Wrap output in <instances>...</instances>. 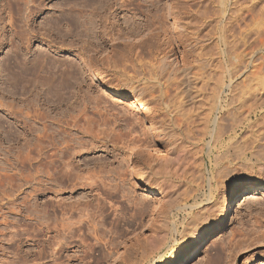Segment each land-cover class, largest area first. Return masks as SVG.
Here are the masks:
<instances>
[{"label":"rangeland","instance_id":"1","mask_svg":"<svg viewBox=\"0 0 264 264\" xmlns=\"http://www.w3.org/2000/svg\"><path fill=\"white\" fill-rule=\"evenodd\" d=\"M79 1L15 0L17 6L10 8L6 1L0 0V163L6 168L0 173L7 170L14 176L19 172L14 160L18 149L21 156L28 154L29 143L33 144L47 131L45 124L51 125V129L57 128L58 118H62V140L49 150V159L55 161L49 185L54 191L60 189L61 171L64 175L66 171L68 180H64L71 185L62 179L66 184L59 194L34 191L28 198L37 209L46 207L47 198L61 199L64 203L92 198L94 202L92 200L86 208L95 213L96 224L104 219L98 223L99 230L102 229L97 234L99 240L93 236L86 239L95 247L91 251L93 256L105 250L99 264H185L192 244L203 237L208 219L215 218L225 198L233 190L242 193L249 182L264 178V148L261 162L255 157L258 145L255 129L258 120L264 126V112L262 117L256 114L254 97L246 91L250 85L241 95L237 84L249 78L251 65L245 73L231 79L222 65L221 38L213 18L208 25L200 27L198 40L194 38V31L178 30L175 16H182V25L187 26L186 2L192 3L194 10L203 11L208 0H132L131 4L127 0L131 6L126 11L128 19H124V12L118 14V19L112 15L109 28L98 44L93 36L79 37L76 18ZM151 1L157 4L152 5ZM134 4L140 5L134 9ZM209 5L207 14L212 15L215 3ZM9 9L15 19L11 24ZM157 9L165 13L161 22L156 21ZM135 26L140 27L141 35H136L138 29H132ZM156 32L160 34L159 39L153 35ZM147 33L150 34L146 36ZM140 40L146 42L141 55L144 61L152 56L148 54L150 48L171 51L173 59L176 55L174 62L179 72L190 73V78L194 74L191 69L202 73L200 78L191 80L203 91L196 92L195 97H185L186 92L196 89H187L182 84L186 92L180 93L182 87L163 86L168 83L166 75L159 81L151 77L148 69L144 71L134 63L127 52ZM260 53L258 51V55ZM108 84L140 88L137 89L142 91L141 98L150 103L152 111L136 110L134 98L113 93L107 88ZM121 110L137 122L135 128L126 125ZM216 122L222 126L221 132ZM260 144L264 146L263 142ZM63 151L70 154L64 155ZM37 152L31 155L42 157V152ZM179 163L184 164L181 175L169 177L159 173L169 174L170 168ZM140 172L147 175L149 181L164 184L166 193L162 198H156L145 189V182L138 179ZM80 180L95 183L91 191L94 197H82V190L77 189ZM72 182L77 184L74 188ZM36 185L42 188V184ZM23 189L17 194V202L23 199V192L30 189V185L25 184ZM196 200L206 207L207 220H191L190 215L196 209L191 210L189 205ZM243 200L240 197L215 241L197 253L190 264H264V192ZM4 210L0 211V237L3 238L0 243L7 248L3 252L0 249V259L11 260L15 256L5 232L19 227L24 230L21 231L23 239L18 242L21 250L29 248L30 253L34 252V258L31 257L34 254H30L34 262L45 260L42 256L35 259L38 252L35 250L41 248L35 239L45 238L39 229L43 226L38 216L41 212H35L34 208V213L27 212L26 217L25 212L21 216L18 212L12 214ZM184 221L190 228L183 232ZM176 226H179L178 231ZM1 228L4 231L1 232ZM38 230L42 233L39 238L35 233ZM25 235H29L27 239ZM74 248L72 250L78 253L79 248Z\"/></svg>","mask_w":264,"mask_h":264},{"label":"bare ground","instance_id":"2","mask_svg":"<svg viewBox=\"0 0 264 264\" xmlns=\"http://www.w3.org/2000/svg\"><path fill=\"white\" fill-rule=\"evenodd\" d=\"M4 1H6V4L9 5L10 8L14 4H16L15 0H4ZM129 1H130L129 3L131 4L132 0H129ZM208 1H209V4L211 3V5L212 4L214 5V3H215V5L213 6L214 10L211 13L212 15L207 14L208 13L207 12L208 7L210 6L208 4V2H207V4L209 6L207 4H205L204 9H206V10L202 11L200 9L194 10L193 4L189 3L187 1L186 4H188V5L185 6V14H187V18H189L188 21L185 20V22H187V23H185V24H187V26L185 28L184 25H182V21L184 19V18H182V16L179 18L175 16L174 19H175V22L177 23L176 26L178 27V30L187 29V30H189V32H190V30L192 32L194 31L193 32V33H195L194 38L196 40H198V38L200 37L199 33H198L200 30V27L202 29L205 25H208L211 22L212 18L214 19V21L216 20L215 23L217 24V26H216L217 31H218V34L220 35V38H221L220 39L221 44L219 45L220 46L219 50L221 53V57L224 58L223 63H222L223 68L225 71L229 72L231 79H233L234 77H236V75L238 73H240V74L245 73L247 71V69L249 68V66L251 65L250 75L248 72L250 79L246 78L248 76L246 74L247 76L246 77L244 76L246 79H243L244 78L243 77V78H241V79H243L242 81H240V82L236 81V82H238L237 84L240 85L239 91H240L241 95H244L246 91L249 92L251 95H253L255 112H257L256 114L258 115V117H262L263 116L262 113L264 112V0H208ZM28 2H29V0H28ZM79 2L80 3L78 6L77 17H76L78 19L77 20V23H78L77 26H78L79 37L81 38L85 35L93 36V37H95V39H97L96 40L97 44L102 39L103 33L107 32V28H109L108 22H110L111 16L113 15V18L116 19L118 17L119 13L124 12V15H123L124 19L127 20L128 18H126V16H127L126 11H129L131 9V8H129L131 6H129V4H127L128 3L127 0H80ZM151 4L156 5L157 2L151 1ZM139 5L140 4H138L137 6H139ZM16 6H17V4H16ZM137 6L134 4L133 8L137 9ZM9 11H10V9H9ZM156 12L158 13V14L155 13L156 21L161 22V17L165 18V13L164 14L160 13L158 11V9L156 10ZM8 13H9L8 22H10V24H11V23L15 22V19L13 18L14 12L10 11ZM155 15H154V17H155ZM13 19H14V21L12 22ZM111 22H112V20H111ZM12 25L14 26V24H12ZM193 26H195L197 29L194 28ZM113 27H116V26H113ZM191 27H193L194 29L192 30ZM121 28H123V27H121ZM132 29H138L136 35L142 34V32H141L142 30L140 29V27L137 28V26H135ZM149 32L151 33L153 31H149ZM150 33H147L145 35L147 36ZM145 35H143V36L145 37ZM153 35L157 39H159V37H160L159 32H156ZM190 35L192 36L193 34L191 33ZM195 35H197V36L195 37ZM144 37H142V38H144ZM166 37H168V36H166ZM123 39H126V38H123ZM137 40H139V39H137ZM170 40H169V43L167 42L168 44L171 43ZM124 43H126V42L124 41ZM127 43H129V42H127ZM145 43L146 42H144L143 40H140V41L134 43L135 47L128 49L127 52H129V54L131 55V58L133 59V61H135L134 63H136V64L138 63V65L140 67H142V69L144 71H145V69H148V71H147L148 74L151 77H154L157 81L161 80L162 79L161 77L166 75V80L168 81V83L166 85L165 84L163 85L165 88L170 86L169 87V89H170L172 86H175V88L179 89L180 87H182L184 85L185 87H187V89H189V87L191 90L196 89V91H191L193 93L192 94L191 92H186L185 88L183 89V87H182L180 90L181 92L180 91L179 92L180 93L186 92L185 97L186 96L189 97L190 95H191L190 97H192V95L195 97L194 94L196 92L200 93L203 91V88L201 86L196 85L197 86L196 87V86H194L195 84H193L194 79L196 80V79L200 78V75L202 73L199 74L197 72V70L195 72L191 69L192 72L191 71L190 72L191 73L194 72V74L190 78L189 77V75L191 76L190 73L186 72L185 74H183L184 72L183 73L179 72L175 66L176 63L174 62L176 55L173 59L172 54L170 53L171 51L170 52L169 51H165V52L163 51L164 52L163 53L162 51L152 50L150 48L149 49L150 51H148V54H151L153 56V58L151 56L152 59L150 58L148 61H144V57H141V55L143 54V49L145 48V46H144ZM97 44L94 43V45H97ZM258 51H261V53L259 55H258ZM154 52L155 53L158 52L156 56H154L155 54L154 55L152 54ZM199 57H201L200 54H199ZM197 60H198V58H197ZM202 65H204V64H202ZM184 77H185V79H184ZM192 78H193V81L191 80ZM248 79H249V81H248ZM231 82L235 83V82H233V80H231ZM117 85L108 84L107 88L110 91H112L113 93L121 94V96L123 98H130V97L134 98V100L132 102H133L134 108L136 110H143V111H149V112L152 111L150 103L147 100H144V98H141L142 91H140L141 92L140 93L138 90L140 88L137 87L138 88L137 89L134 85H133V87L131 85V86H125V88H122V84H121V86H119V85L117 86ZM247 85L248 86L250 85V88L245 91V87ZM230 86H232V85H230ZM198 96H200V95L198 94ZM119 113H118V115H119ZM121 114H122L121 116L126 120V125H130L131 128H135L138 125L137 122H135V120L132 119L131 116H129L125 111L121 110ZM49 116L47 117L48 119H49ZM119 118H121V117H119ZM233 120L235 121V119H233ZM58 123L59 124H57V126H56L58 129L54 128L53 126H52L53 128L51 129L50 124H49L50 126L48 127L47 124L44 123L46 125V126L44 125L45 126L44 130L47 127L48 133H47V131L46 132L44 131L45 132L44 135H42L43 133L41 134L42 138H39L41 135L38 136L37 139H35L36 142H33V144H32V142H30L31 144L28 142L29 146H30V152L28 154L21 156L20 155L21 150L18 149V152L20 154L19 153L15 154L14 160H15L16 167L18 166L20 169L19 172L14 173L13 174L14 176H12V174L9 175L10 173L8 174L7 170H6V172L4 171L3 173H0V193H2V197H0V201H4V202H0V211L1 210L3 211V209H5V210H7V212L12 213V214H17V212H18V214L21 216L25 212L26 217L28 216L29 212L34 213L33 212L34 208H35V210H34L35 212H37V213L41 212V214L38 216L41 219L43 226L40 227L39 229L42 230L41 232L44 233L45 236H43V237H45V238L43 240H40L42 238H39V237L42 235V233L39 232V230L37 232H35V233H37V235L41 234L38 236L39 240L35 239V241H38V243H40V245H38V246H41V248L39 250H35V251H38L36 254L37 257L35 259H37V258L40 259V256H42L41 259L44 257L45 260H43L42 262H38L37 260H35V262H34L33 259H30V254H32V253L34 254V256L31 255V257H33V258L35 257L34 252L30 253L31 251H29V248H27V250H25V249L21 250L22 245H21V243H18V242H21V239H23V238H21V235H22L21 231H24V230L23 229L19 230L20 228L18 227V230L11 231L12 230L11 229V230H9L10 232H5L6 234L8 233L7 235L5 234L7 236L8 241L4 240V241L9 242V246L13 247V249L15 251H13L14 253L11 251V253H13L12 254L13 256L15 254V256L13 258L11 257L12 258L11 260H9L10 258L8 259L7 257L4 258L7 260L0 259V264H72V262L76 261V260H79L81 262H85V264H99L98 262L100 260H102V258L104 256L105 250L103 251V249L101 252H99V254L97 256L96 255L93 256V254H91V251L94 250L95 247L93 248L94 245H90V242L88 243V240L86 239V238L90 239L89 237L93 236L96 240H99V237L97 236V234L102 229L99 230L98 226L101 223L100 221L104 219L103 218L100 221L98 220L100 223L97 221L99 223V224L97 223L98 224L97 225L95 223V218H96L95 213L92 212V210L86 208L88 205H90L94 202V200L92 198L89 200H86L84 202L76 201L73 203H71V202L70 203H64L61 199L56 201L53 198H47L45 201L46 207L43 210L37 209L36 204L28 198L36 190H40V191H42V190L46 191L47 190L48 193L58 192V194H59L60 191H64L63 189L65 187L64 185L66 184L65 182H68V184L71 185V183L69 181H65V180H68L65 177L66 171H65V175L62 174V173H64V171L59 172V173H61V175H60L61 178L63 180L65 179L64 180L65 182H64L61 178H58V179H61V182L59 181V183H61V184H59V186H61L60 189L58 188L59 190L55 189L56 191H54L53 187L51 185H49L50 184L49 181L53 178V177L52 178L50 177L51 174H53V171H51V170L54 169L53 165H55V161H53L54 159L53 160H52V158L49 159V157L51 156V154H50L51 152H49V150L51 147L60 143V140H62V137H63L62 133L64 131L63 130L64 128H62L63 119L58 118ZM75 124H77V121L75 122ZM257 124L258 125L255 129V144L258 143V145L256 144V146H255V149L257 147V149L255 150V157L257 158L258 162H261L262 157H263L264 146L260 147L261 146L260 143L261 142L264 143V129H262L264 126L261 125V121H259V120L257 121ZM216 125H217V130L219 132H221L223 129L221 128L222 126H220V123L216 122ZM42 143H43V145H42ZM37 150L40 151L39 153H41L42 150H44L40 154V155H42V157L39 158L35 155H31L32 154L31 152H35L37 154L38 153ZM62 150H64V149H62ZM65 151H66V148H65ZM63 152H60V154L61 153L63 154ZM60 154H58V155H60ZM67 154H70V153L68 152ZM67 154H65V152H64V155H67ZM62 163L59 161V164H62ZM165 164H168V162H165ZM43 165L48 167V168L46 170H42L41 166H43ZM182 165H184V164H182ZM182 165L179 163L176 166L174 165V167L172 166L168 172L169 174L162 173V172H159V173L163 174V176L165 175V176H169V177L174 176V175H176V176L181 175L180 170H181ZM168 166L169 165H166L165 167H168ZM27 167H28V170L25 171L24 169ZM52 167H53V169H51ZM5 169L6 168L4 166H2V164L0 163V170H5ZM68 175L71 176L70 173ZM182 175H184V172ZM54 179H55V177H54ZM138 179L143 180L145 182V185H146L145 189L149 193H152L156 198L157 197L162 198L165 195L166 190H165L164 184L158 182L157 180L154 182L149 181L148 176L144 175L143 172L139 173ZM70 181H72V180L70 179ZM86 181H87V179H86ZM86 181L84 182V181L80 180V181H78V183L76 181L74 183H77V184L80 183L81 184L77 189L82 190L80 192L82 197H85V196L89 197L91 195L93 196V194H91L92 193L91 191L93 190V186L95 185V183L93 185L92 180L91 181L88 180L89 182H86ZM51 183H52V181H51ZM56 183H58V182H56ZM25 184H27V185L29 184L30 189L24 191L23 193H25V194H23L24 196H22L23 199L21 198L22 200L17 202L16 200L18 199L17 197L19 196V195L17 196V194H18V192H20L23 189ZM36 184H40V185L42 184V188L38 187V185H36ZM72 184H73V182H72ZM77 184H75V185L73 184V188ZM36 192H38V191H36ZM241 192L242 193L238 192L237 189L233 190L227 196V198H225V200L222 202L217 215H215V218L211 216L208 219V222L206 223V226H205V233H204L203 237L202 238L199 237L200 239L198 240V242L195 244H192V246L189 250L188 257L186 258L185 264H190L191 262H193L194 259L196 258L197 253H199L202 249H204L208 245H211L215 241L216 235L219 234V232H221L225 228V226L228 222V217H229L230 213L232 212V210L236 207V205H237L236 203L238 202L240 197L244 198L243 201H245L247 199H251L253 194H255V193L264 192V178H260L256 181L249 182L244 187L243 191H241ZM0 196H1V194H0ZM92 200H93V202H92ZM30 203H31V205H30ZM200 204H201V202L196 200L194 202V204L189 205L191 210L196 209V211L192 212V214L190 215L191 220L195 219V218H198L201 220H203V219L207 220V218H208L207 217V209H206V207H203ZM33 205H34V207H33ZM19 206H23L24 209L19 208ZM97 206H98V204H97ZM97 212H96V215L98 216L99 214H97ZM4 213H6V212H4ZM32 213H29V214H32ZM3 215H5V214H3ZM105 218H106V215H105ZM8 221H9V219H8ZM192 223H190V226ZM195 224L196 223H194L193 225H195ZM15 225H17V224H15ZM96 225H97V227H96ZM182 225H183V227H185L183 232L190 228L189 224L186 223L185 221L182 222ZM14 226H13V228H14ZM7 227L9 228V225ZM2 228H1V232L3 230ZM16 228L17 227H15L14 229H16ZM5 229H7V228H5ZM172 229L174 230V228H172ZM27 230L28 229H25V232ZM175 230L178 231L179 226H176ZM180 232H182V231H180ZM23 235H24V233H23ZM26 236L27 235H25V238H26ZM0 239L2 241L3 238L0 237ZM2 243H0L1 251L5 250L7 248V247L3 248L5 246H2L1 245ZM73 247H76L74 249L79 248L78 253L79 252L80 253L78 254L77 251L72 250ZM108 249H109V247H108ZM8 250H10V249L8 248L7 251ZM71 250L74 251L73 254L70 253ZM32 251H34V249ZM1 255H4V254H1Z\"/></svg>","mask_w":264,"mask_h":264}]
</instances>
